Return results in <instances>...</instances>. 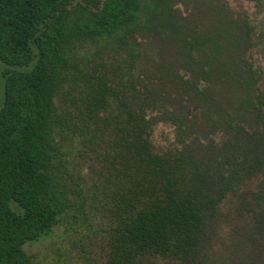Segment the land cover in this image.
Instances as JSON below:
<instances>
[{"label":"trees","instance_id":"trees-1","mask_svg":"<svg viewBox=\"0 0 264 264\" xmlns=\"http://www.w3.org/2000/svg\"><path fill=\"white\" fill-rule=\"evenodd\" d=\"M247 1L264 12V0ZM188 2L200 7L193 23L177 8ZM139 36L155 40L160 58L143 76L134 75ZM82 44L102 45L115 60L126 53L127 71L85 70ZM257 45L264 61V18L257 28L226 0H0V264H32L24 247L69 208L64 133L82 127L105 137L116 179L110 264H207L206 231L256 179L263 220ZM159 123L175 127L174 149L156 151Z\"/></svg>","mask_w":264,"mask_h":264},{"label":"rangeland","instance_id":"rangeland-1","mask_svg":"<svg viewBox=\"0 0 264 264\" xmlns=\"http://www.w3.org/2000/svg\"><path fill=\"white\" fill-rule=\"evenodd\" d=\"M235 12L246 13L258 28L264 18L260 4L247 0H226ZM193 2L185 6L179 3V13L194 22L199 17L200 7ZM259 32L255 36L259 43ZM137 38L136 51H141V65L136 64L135 76L154 71V63L160 60L154 46L155 40ZM150 42V43H149ZM154 49V50H153ZM160 49V47H158ZM81 67L90 71L91 67L103 69L100 63H113L117 72L125 73L128 67L126 53L115 60L102 45L82 44L78 49ZM256 66L263 72L264 61L260 45L252 51ZM155 58V60L153 59ZM264 88V87H262ZM4 96L3 80L0 81V105ZM70 97L61 99V104H70ZM78 122L75 120V123ZM78 124V123H76ZM72 126V125H71ZM92 126L78 129L77 133L65 132L64 144L68 149L65 158L68 173L64 190L69 200V208L59 223L44 238L28 243L24 247L32 264H110V254L116 221L114 218L115 178H112L110 159L104 138H93ZM67 131V130H66ZM175 127L159 123L152 136L156 151L175 148ZM256 179L229 196L219 211L215 224L205 233L203 255L207 264H264V218L254 205L252 195L259 192ZM147 264H183L177 260L149 259Z\"/></svg>","mask_w":264,"mask_h":264}]
</instances>
